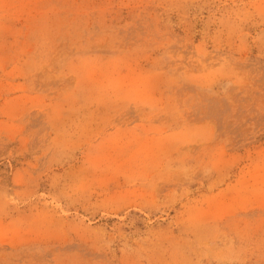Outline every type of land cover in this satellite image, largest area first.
Listing matches in <instances>:
<instances>
[{"label": "rangeland", "instance_id": "374dc122", "mask_svg": "<svg viewBox=\"0 0 264 264\" xmlns=\"http://www.w3.org/2000/svg\"><path fill=\"white\" fill-rule=\"evenodd\" d=\"M0 264H264V0H0Z\"/></svg>", "mask_w": 264, "mask_h": 264}]
</instances>
